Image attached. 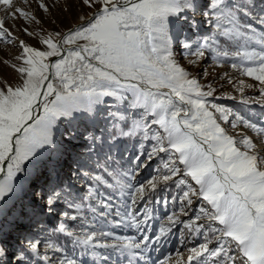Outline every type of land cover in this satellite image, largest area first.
I'll return each instance as SVG.
<instances>
[{
    "label": "snow or ice",
    "instance_id": "1",
    "mask_svg": "<svg viewBox=\"0 0 264 264\" xmlns=\"http://www.w3.org/2000/svg\"><path fill=\"white\" fill-rule=\"evenodd\" d=\"M81 4L90 14L66 32L22 29L41 49L6 26V16L39 24L36 15L0 0V41L20 49L18 83L0 87V264H157L150 254L173 229L181 246L186 235L202 242L159 264H264V123L218 103L217 88L179 59L205 77L207 57L231 61L264 103V0ZM37 7L49 11L45 0ZM221 79L244 103L256 87ZM125 138L136 141L127 156ZM155 205L173 210L161 221ZM54 216L71 256L38 238L50 222L40 217Z\"/></svg>",
    "mask_w": 264,
    "mask_h": 264
},
{
    "label": "rangeland",
    "instance_id": "2",
    "mask_svg": "<svg viewBox=\"0 0 264 264\" xmlns=\"http://www.w3.org/2000/svg\"><path fill=\"white\" fill-rule=\"evenodd\" d=\"M16 6L25 7L26 10L33 12L37 19L40 21L39 24L36 23H27L22 18H17L13 20L10 16H6L3 6H0V16H6V26L13 32L16 40H25L28 44L44 48L43 45L37 43L39 36L29 37L25 34L22 29L27 27L29 31H35L40 35H46L51 32H64L66 29L70 28L76 22H79L80 16H85L90 14L91 10L86 6L81 4V0H45V3L48 5L49 11L44 12L42 9H38L37 3L38 0H28V5H24L23 0H14ZM199 19V18H198ZM207 26H203L202 31L206 30ZM20 49L19 45L16 42L8 43L6 41H0V87L4 86V83L7 82L9 85H16L19 81V74L13 69V64H19V61L16 57L19 55ZM180 62L190 71L199 72L198 78L202 82H210L214 87L217 88L216 97L217 102L224 104L240 115L245 116L246 118H251L253 121H259L264 123V103H261L262 97L259 91L258 82L254 81L252 78L246 76H240L238 72L231 69L229 61L223 67L216 65L211 57H207L204 62L200 65V68L207 69L209 74L204 76L203 72L198 68L194 69L193 66L187 64V59L184 57H179ZM227 71L229 77L233 78L234 81L239 79H244L247 83L255 84L256 87L245 89L244 97L248 101L247 103L241 102L240 94L235 91V89L227 82V79H221L224 72ZM235 95L237 99H227V96ZM221 97H225L221 99ZM242 127L237 129H230L234 133H240ZM247 134L253 137H256V134L247 131ZM259 139V137H257ZM136 141L132 139L125 138L124 142L119 144V151L124 152L125 155H130L133 153L134 145ZM122 164H127V160H122ZM155 168V163L150 165L148 168L144 169L138 177V180L143 181L147 179L151 174H153V169ZM154 214L163 221L166 217L167 212L172 211V207L169 206L168 209H165L161 205H155ZM67 210L65 207H58L57 213ZM41 220L50 221L46 222V228L48 231L41 232L38 236L41 240L49 239L53 242L58 243L54 238V229L58 225L59 217H40ZM71 227L78 228L79 222H69ZM158 227V224L154 225ZM179 227V226H178ZM118 235H133L134 233L131 230H124L122 228L115 229ZM181 234L177 229H173V233L170 239L159 246L158 251L151 252V260L157 262L164 260L165 257H169L170 260H175L177 251L184 252L187 255V248L195 246L196 244L202 242V238H191L185 236V245L181 246L180 244ZM62 244V243H59ZM67 250L68 254L73 255L71 249L72 244L70 242L62 244ZM43 245H41V253H43ZM116 257L113 255V260L115 261ZM124 264H127V261H124ZM167 264V262H166Z\"/></svg>",
    "mask_w": 264,
    "mask_h": 264
},
{
    "label": "trees",
    "instance_id": "3",
    "mask_svg": "<svg viewBox=\"0 0 264 264\" xmlns=\"http://www.w3.org/2000/svg\"><path fill=\"white\" fill-rule=\"evenodd\" d=\"M53 233H54V238L58 243L66 244L69 242L62 234H57L55 233V231Z\"/></svg>",
    "mask_w": 264,
    "mask_h": 264
},
{
    "label": "water",
    "instance_id": "4",
    "mask_svg": "<svg viewBox=\"0 0 264 264\" xmlns=\"http://www.w3.org/2000/svg\"><path fill=\"white\" fill-rule=\"evenodd\" d=\"M76 25V24H75ZM74 26V25H73ZM71 28V27H70ZM69 29V28H68ZM68 29H66L64 32H66ZM52 59H55V58H52Z\"/></svg>",
    "mask_w": 264,
    "mask_h": 264
},
{
    "label": "bare ground",
    "instance_id": "5",
    "mask_svg": "<svg viewBox=\"0 0 264 264\" xmlns=\"http://www.w3.org/2000/svg\"><path fill=\"white\" fill-rule=\"evenodd\" d=\"M77 23H79V22H76L75 24H77ZM75 24H73V25H75Z\"/></svg>",
    "mask_w": 264,
    "mask_h": 264
}]
</instances>
